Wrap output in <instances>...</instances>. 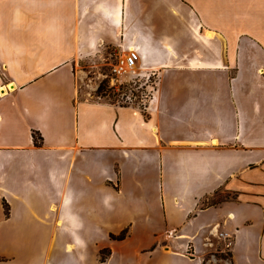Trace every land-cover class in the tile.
<instances>
[{
  "label": "crops",
  "instance_id": "0c3cea01",
  "mask_svg": "<svg viewBox=\"0 0 264 264\" xmlns=\"http://www.w3.org/2000/svg\"><path fill=\"white\" fill-rule=\"evenodd\" d=\"M129 49L143 108L88 90ZM8 85L0 264H264V0H0Z\"/></svg>",
  "mask_w": 264,
  "mask_h": 264
},
{
  "label": "rangeland",
  "instance_id": "374dc122",
  "mask_svg": "<svg viewBox=\"0 0 264 264\" xmlns=\"http://www.w3.org/2000/svg\"><path fill=\"white\" fill-rule=\"evenodd\" d=\"M96 65L93 66L92 69L87 68L86 66L84 67L86 69V76L88 80V84L90 85L89 88L93 87L95 88L94 96L117 105L121 106H127V105H134L143 108L146 100L150 94V87L152 86L153 83V78L152 76H148L147 78H142L139 77L138 75L135 74H127V75H122L119 78V83H117L116 86H110L109 85V64H110V58L109 57H103L99 58L96 61ZM146 85H148L146 87ZM100 86V89L98 91V87ZM123 233V237L119 240L116 239V241H122L126 238V235L128 234V230H121L116 234L115 236L120 235ZM78 248L72 249L68 251L70 253L71 261L70 264H97L92 261V255L94 251L93 246H87L85 248V252L82 250L83 254H86V260L83 262H78L75 257H78ZM55 253V251H54ZM63 255V253L61 252ZM110 254L109 249L106 247L102 249L99 252V260L100 261H105L106 257ZM58 255V252L56 251V256ZM66 256V255H65ZM94 256V255H93ZM222 260H219V259ZM60 262H63L66 259H62L60 257ZM226 256H221L219 254L216 255L215 260H212L211 264H228L224 262L226 260ZM64 264V263H63ZM66 264V263H65Z\"/></svg>",
  "mask_w": 264,
  "mask_h": 264
},
{
  "label": "built area",
  "instance_id": "2783aa9c",
  "mask_svg": "<svg viewBox=\"0 0 264 264\" xmlns=\"http://www.w3.org/2000/svg\"><path fill=\"white\" fill-rule=\"evenodd\" d=\"M110 64H109V85L116 86L119 83V78L122 75L127 74H135L136 73V64L139 59V55L137 50L129 49L123 54L121 53H109ZM213 237L225 239V234L223 232H219L214 226L210 232ZM209 245H211L210 241H207ZM230 247V241L227 240L225 244V248ZM186 256H192L193 250L190 244H186L184 246V252Z\"/></svg>",
  "mask_w": 264,
  "mask_h": 264
},
{
  "label": "trees",
  "instance_id": "16d2710c",
  "mask_svg": "<svg viewBox=\"0 0 264 264\" xmlns=\"http://www.w3.org/2000/svg\"><path fill=\"white\" fill-rule=\"evenodd\" d=\"M99 89H100V86L98 87V91H99ZM32 138H33L34 145L39 146L41 144V137L39 135L33 133L32 134ZM122 237H123V233H121L118 236H114L112 234L109 235V238L111 240H116V239L120 240Z\"/></svg>",
  "mask_w": 264,
  "mask_h": 264
},
{
  "label": "bare ground",
  "instance_id": "6f19581e",
  "mask_svg": "<svg viewBox=\"0 0 264 264\" xmlns=\"http://www.w3.org/2000/svg\"><path fill=\"white\" fill-rule=\"evenodd\" d=\"M207 36H212L211 32H206ZM6 89H10V85L6 86V87H1L0 88V92L4 93L6 91ZM2 93H0V95H2Z\"/></svg>",
  "mask_w": 264,
  "mask_h": 264
}]
</instances>
